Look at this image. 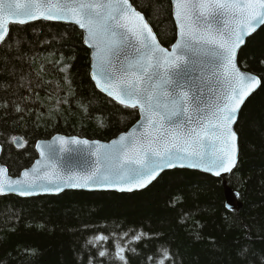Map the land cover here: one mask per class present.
Segmentation results:
<instances>
[{
	"label": "trees",
	"instance_id": "trees-1",
	"mask_svg": "<svg viewBox=\"0 0 264 264\" xmlns=\"http://www.w3.org/2000/svg\"><path fill=\"white\" fill-rule=\"evenodd\" d=\"M130 2L169 49L176 39L170 0ZM238 61L261 86L241 110L238 164L227 178L174 170L132 194L0 198V264H124L118 246L127 264H264V26ZM89 66L73 26L10 27L0 46V163L11 177L32 166L37 141L61 134L109 142L138 121L136 109L95 88ZM223 181L238 194L240 210L225 208ZM100 235L107 239L96 242Z\"/></svg>",
	"mask_w": 264,
	"mask_h": 264
},
{
	"label": "snow or ice",
	"instance_id": "snow-or-ice-1",
	"mask_svg": "<svg viewBox=\"0 0 264 264\" xmlns=\"http://www.w3.org/2000/svg\"><path fill=\"white\" fill-rule=\"evenodd\" d=\"M171 4L179 38L169 51L160 46L144 14L130 0H0V44L10 38L13 23H75L84 32V43L95 50L96 86L141 114L138 127L110 145L93 142L92 148L87 140L74 137L56 138L59 149L55 144L46 145V150L37 145L46 163L37 161L31 173L24 172V180L8 178L7 169L0 167V195H33L37 187L59 191L60 180L70 187L123 185L121 191H131L133 185L143 188L164 169L177 166L216 176L232 172L238 155L233 125L245 99L261 84L256 75L241 71L238 52L264 25V0ZM81 146L95 160L79 176H61L58 166L65 154ZM44 183L53 187L44 188ZM118 248L119 259L127 264L125 249ZM249 252L241 249V255Z\"/></svg>",
	"mask_w": 264,
	"mask_h": 264
},
{
	"label": "water",
	"instance_id": "water-1",
	"mask_svg": "<svg viewBox=\"0 0 264 264\" xmlns=\"http://www.w3.org/2000/svg\"><path fill=\"white\" fill-rule=\"evenodd\" d=\"M170 4H171V0H170ZM171 13H172V19H173V22H174V25H175V29H176V39L174 41V43L172 44V46L176 43L177 39L179 38L178 36V29H177V26H176V22H175V19H174V13H173V6L171 4ZM146 19V17H145ZM147 20V19H146ZM148 21V20H147ZM35 22H50V23H57V24H62V25H67V26H73L75 28H77L81 33H82V36H83V45L85 46V48L89 51V76H90V79L91 81L93 82V84L95 85V88L101 93L103 94L104 96H106L107 98L111 99L112 101L116 102L117 104H119L116 100H114L112 97L108 96L105 92H102L97 86H96V83L95 81L92 79V72L94 71V68H93V64H94V52L95 50L93 48H90L88 47V45H86L84 43V32L82 29L79 28L78 25H76L75 23H71V22H64V21H56V20H44V19H40V20H35V21H31L29 23H26V24H23V25H27V24H30V23H35ZM149 23V22H148ZM12 25H20L22 26L21 24H17V23H13V24H10L9 27H11ZM150 25V23H149ZM264 25H261L260 27L257 28V30L255 32H253L251 35H249L247 38H246V41H245V44L241 46V49L239 50L238 52V59H239V55H240V52L241 50L244 48V46L246 45V42L249 38H251L255 33H257ZM150 27L152 28V26L150 25ZM152 31L153 33L156 35V33L154 32L153 28H152ZM156 39H157V42L160 44L161 47L165 48L159 41L157 35H156ZM2 44H0L1 46ZM172 46L167 49L169 51H171L172 49ZM238 66L240 67L239 65V61H238ZM241 71L243 72H246V73H250V72H247L245 70H243L241 67H240ZM258 77V76H257ZM261 84L259 86H257L255 88V90L245 99L244 103L241 105V108L238 112V116H237V121L236 123L233 125V130L236 132V125H237V122H238V119H239V116H240V113H241V110L244 106V104L246 103V101L260 88ZM121 105V104H119ZM121 106H124V105H121ZM125 107V106H124ZM127 108H130V107H127ZM131 109H134V108H131ZM136 110L138 111V114H139V119L138 121L126 132L118 135L116 138L112 139L111 141L109 142H103V141H97V140H88V139H84V138H80V137H76V136H65V135H61V134H56L54 136H52L50 139L48 140H40V141H37L36 144H35V150H36V153H37V159L34 161V163L32 164L31 167L23 170L18 176L16 177H11L9 175V172H8V169L2 165L0 163V167H5L7 169V173H6V176L8 178H11V179H19V180H24L25 177H24V172L25 171H28L31 173V170L33 169L34 166H36V162L37 161H41V164H44L46 163V160H43L41 158V149H45V146L48 145V144H55V146L59 149L61 147L60 143L56 140V138L58 137H63L65 140H68V139H71V138H76V139H80V140H87L89 142V145L92 147V148H95V144L93 142H98L99 144L101 145H110L113 141L115 140H118L119 137L121 135H125V134H128L129 132H131L134 128H137L138 125L141 123V114H140V111L138 108H136ZM237 134V132H236ZM20 143H23V141L19 138L17 140V143H14V145L17 147V148H21L20 146H18ZM37 145H40L41 146V149H38L37 148ZM236 145H237V149H238V155H237V163H236V166L238 164V159H239V138H238V134H237V141H236ZM73 148H75L76 146H71ZM89 152V149H86V148H83V146L80 147V149L78 151H74L70 154H65V159L63 161V163L61 165L58 166L59 170H60V173H61V176H65L69 173L71 174H74L76 176H79L81 174H83L87 168H88V165L95 160V157L94 156H89L88 154ZM1 153H2V147L0 145V156H1ZM236 166L232 169V171H234V169L236 168ZM174 170H185V171H194V172H198V173H201L203 175H206L208 177H211V178H215V179H225L227 178L230 174V173H223L220 175V176H216L214 174H212L211 172H206L204 170H202L201 168H190V167H173V168H166L164 169L163 171H161L159 173V175L156 177V179L152 180L151 183H148L145 187L143 188H138V187H135L134 185L132 186V190L131 191H127V190H124V191H121L120 190V187H122L123 185L121 186H113V187H107V186H104V187H100V186H93V185H89L88 187H70L68 185H66L63 180H60L58 181L59 185H60V188L61 190L59 191H44L42 190L40 187H37L34 191V194L33 195H20L18 192H6L5 194H2L0 195V198H3V197H7V196H13V197H16V198H19V199H32V198H45V197H57V196H60L62 195L63 193L65 192H85V193H117V194H132V193H135V192H141L145 189H147L149 186H151L163 173H166V172H169V171H174ZM28 179H31V176H29ZM43 187L44 188H51L53 187L52 185H48L46 183L43 184ZM223 189H224V199H225V208L228 210V211H238L241 209L242 207V204L239 202L238 200V194L233 191L231 188H229L227 186V183L225 181H223Z\"/></svg>",
	"mask_w": 264,
	"mask_h": 264
}]
</instances>
